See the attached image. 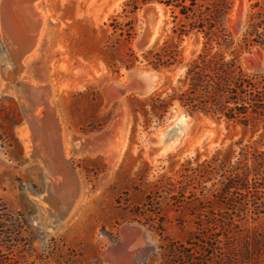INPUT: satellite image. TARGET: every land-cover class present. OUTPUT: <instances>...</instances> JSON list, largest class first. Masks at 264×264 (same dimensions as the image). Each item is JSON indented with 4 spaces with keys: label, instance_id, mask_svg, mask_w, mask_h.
<instances>
[{
    "label": "rangeland",
    "instance_id": "1",
    "mask_svg": "<svg viewBox=\"0 0 264 264\" xmlns=\"http://www.w3.org/2000/svg\"><path fill=\"white\" fill-rule=\"evenodd\" d=\"M8 1L0 0V42L6 33H12L3 20L2 6ZM125 1L37 0V14L43 16V21L35 46L21 59L19 48L29 33H22L24 42L21 40L18 48L9 42L17 48L12 62L22 69L11 65L6 72L0 66V83L8 86L7 75L18 71L22 77L17 86L15 81L13 85L19 91L30 86L34 92H22V104L0 91V214L6 216L9 224L18 213L22 214L34 230L31 247L35 258L39 256L35 264H191L169 253V247L188 248L192 244L200 249V240L208 237L216 249H222L223 264H228L226 258L234 248L239 250L246 238L264 237V112L248 127L190 114L180 146L161 158H152L157 147H151L149 140L177 107L162 125L147 131L138 125L133 132L128 97L138 96L133 90L136 81L129 78L131 70L115 73L102 59V48L112 33L108 24L122 12ZM257 1L260 0H233L227 24L235 41L223 51L234 50L242 41L252 5ZM6 9L7 6L5 12ZM142 10L137 14L134 50L135 40L144 28ZM172 28L170 15L165 11L157 29V43H162ZM104 29L109 32L104 33ZM202 48V36L193 34L184 39V65L162 70L165 76L159 92L178 82L185 65ZM240 63L247 72L261 77L264 86V47L257 45L243 53ZM26 101L31 111L26 110ZM51 109L62 135L57 140H62L60 151L55 154L43 145L45 139L36 140L40 130L37 125H44V115ZM30 113L37 114V119L33 120ZM103 124L101 130L87 132ZM176 124L167 132L168 138L177 136L183 128ZM228 149L233 152V166H246L251 178L257 179L250 194L241 193L251 203L248 212L237 219L238 230L229 225L227 211L215 204L207 191V198L199 196V190L197 197L204 202L202 211L214 213L222 221L217 222L215 231L206 219H198V202L189 199V193L179 204L167 195L152 204L146 198L147 190L135 189L140 170L149 182L160 175L174 177L186 161L198 158L203 162L217 151ZM253 204L262 213L256 214ZM123 208H128L127 213ZM213 232L218 237L211 236ZM25 239H29L27 233ZM28 249L26 241L15 250L18 255L13 259L24 264Z\"/></svg>",
    "mask_w": 264,
    "mask_h": 264
},
{
    "label": "trees",
    "instance_id": "2",
    "mask_svg": "<svg viewBox=\"0 0 264 264\" xmlns=\"http://www.w3.org/2000/svg\"><path fill=\"white\" fill-rule=\"evenodd\" d=\"M151 3L162 5L169 13L173 24L172 33L162 43H157L139 55L132 46L137 36V14ZM232 7L233 0H126L122 12L110 19L108 27L112 33L102 48V59L115 73L122 69L130 71L137 65L157 70L180 67L184 65L185 59L184 39L193 34L203 37L202 50L185 65V71L176 84L147 97H128L134 123L133 132L138 125L145 131L162 125L176 107L185 108L191 115L203 114L244 127H248L262 115L263 80L258 75L247 72L240 63V57L257 45L264 47V0L252 5L242 41L234 50L223 51L222 49H230L235 41L227 24ZM123 18L125 20L119 21ZM108 32V29H104V33ZM104 125L93 127L87 132L99 131ZM232 154L231 149L219 150L211 159L203 162H199L198 158L190 159L174 177L160 175L152 182L140 170L136 174L135 189L143 192L140 190L143 187L147 190L146 198L152 204L164 195L179 204L183 201L180 199L186 198L189 193V199L193 198L198 202V209L201 211L197 214L198 219H206L212 229H217V222L222 221L218 215L202 211L205 209L204 202L197 197L199 190V196L207 198V191L215 199V204L227 211L229 225L238 230L237 219L248 212L251 203L241 193L250 194L251 186L254 188L257 179L251 178V170L246 166L234 167ZM208 184L211 187L208 188ZM253 205L256 214L262 213L259 206ZM123 210L127 213L128 208ZM131 213L139 215L137 212ZM17 215L14 222L9 224L6 216L0 214V264H20L13 257L18 255L15 250L21 248L26 241H29V249L26 251L27 262L24 264H35L39 256L35 258V251L31 247L34 230L22 214ZM9 219L12 220V217ZM26 233L28 240L25 239ZM211 236L216 238L218 234L213 232ZM263 238H246L242 247L239 250L234 248L229 258H226L228 264H264ZM199 246L200 249L193 248L192 244L188 248L170 246L168 252L191 264H223L225 257L220 255L222 249H216L209 237L201 239Z\"/></svg>",
    "mask_w": 264,
    "mask_h": 264
},
{
    "label": "bare ground",
    "instance_id": "3",
    "mask_svg": "<svg viewBox=\"0 0 264 264\" xmlns=\"http://www.w3.org/2000/svg\"><path fill=\"white\" fill-rule=\"evenodd\" d=\"M3 1L6 2L8 0H1V2H3ZM11 1L12 0H9L7 5L2 6V8H3L2 12L4 14L3 20L6 21V23L8 22L7 24H9V25H6L7 28L12 29V33L10 31H9L10 33H6L5 36H3L2 41L0 42V56H1L0 57V64H1L0 66L5 67L4 71H6V72H8V70L11 69V67H10L11 65H14L12 62L13 54L17 50L19 44L22 41L24 42V40L21 38V36L24 35L22 33H24V32L29 33V37L26 36L27 39L25 38L26 39L25 43L22 45V47L19 48L20 54H21V56H20L21 59L24 56H26L28 54V52H30L32 50V48L35 46V44L37 43L38 37H39L40 32H41V26H42L41 23L43 21V16L37 14V12L40 10V7L38 6L37 0H13V2L10 3ZM8 4L11 5V11L9 9L10 7L8 8V6H9ZM6 6H7V9L5 12ZM159 23L160 22H158V24H157V29H158ZM10 24H11V26H10ZM7 28H6V30H7ZM10 41H12L16 45L17 48L11 47L9 45ZM4 61L6 63H3ZM14 66H16L19 71H21L22 68H20L17 65H14ZM140 72H141L140 75L142 77H144L150 83L152 81H154L158 75L155 71H153L150 68H147V69L143 68ZM12 73L13 72H11V73L9 72V75H7L8 76L7 77L8 82L10 84L11 83L12 84L5 86L4 84L0 83V91L5 92L8 95L14 96L22 104H24V101L22 100L24 98H23V95L21 93L23 92L26 95L27 92H29L28 94H32L34 91H33V89H31L30 86L27 87V89H26L27 91L24 89L19 91L18 87L16 88V86H17L16 84H17L18 79H21L22 74H20V72H18V71L14 74H12ZM134 73L136 74V71L135 72L131 71L129 73L130 79H132ZM162 76H164V73H162ZM25 77H27V75H25ZM14 81H15L16 86L13 85ZM138 85H139L138 83L133 85V90L135 91V93L138 96L144 97L145 95L141 94L140 89H138ZM161 85H162V81H160L159 84H157L154 88H152V91H155V92L158 91V89L161 87ZM31 96H33V95H31ZM46 101L47 100L44 101V104ZM26 106H27L26 110L31 111L27 101H26ZM34 108H36V107H34ZM53 110L54 109H51V110H49V112L47 111L45 113V115H44L45 120H43L44 125H37L41 131L40 130L38 131V133L36 135V136H38V138L36 137L37 138L36 140L41 141V139H45V141L42 140L43 145L47 146L49 149H52V151L55 154V152L59 153L60 146H61L59 144V141H62V140L59 139V141H57L61 134L59 135V133L57 131V125H56V122L54 119ZM40 114H41V112H40ZM31 115L33 116V120H34V118H36L37 114L35 115V113H34ZM186 117H189V115L186 114L185 111L180 110L167 127L160 129L157 133L154 134V138L152 140H149V144L151 145V147L153 146V144H155L157 147L151 153L152 158H154V159L161 158L166 153H169L172 150H175L180 146V144L182 143L183 137H184L185 128L188 125V123L186 122ZM176 122H177V124L175 126H178L179 124H181L183 126V128L181 129V131L179 132V134L177 136L172 137V138H168L166 136V134L168 131H171L172 129H174V124ZM46 131H48V132L45 133ZM61 138H62V135H61ZM56 155H58V154H56ZM63 167H65V166L63 165ZM67 174L72 176L71 172H68ZM76 179H77V177H76ZM68 181H67V185L69 184ZM74 181H75V179H74Z\"/></svg>",
    "mask_w": 264,
    "mask_h": 264
},
{
    "label": "water",
    "instance_id": "4",
    "mask_svg": "<svg viewBox=\"0 0 264 264\" xmlns=\"http://www.w3.org/2000/svg\"><path fill=\"white\" fill-rule=\"evenodd\" d=\"M164 16H165V10L158 3H151V4L146 5L143 8L142 17L144 19V28H143L141 34L135 40V44H134L135 50L137 52L144 53L148 49L152 48L159 41L156 29H157L158 22H160ZM143 68H145V69L150 68L153 71H155L158 74L156 79L150 83L144 77H142L140 75L141 74L140 71ZM131 71H134V72L136 71V74L134 73L132 79L135 80L136 83L139 84L138 89H140L141 94L145 95L144 97H147V96L155 93V91H152V88H154L157 84H159L160 81L163 82L164 76H165V75L162 76V73H163L162 70H157V69H154V68H152L150 66H146V65L145 66L144 65H138V66L134 67L133 69H131ZM180 110L185 111V113L190 116V113L185 108L177 107L176 110L174 111V113L170 116L168 121L165 123V125L161 128L167 127ZM161 128L156 129V133Z\"/></svg>",
    "mask_w": 264,
    "mask_h": 264
}]
</instances>
